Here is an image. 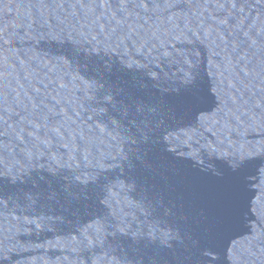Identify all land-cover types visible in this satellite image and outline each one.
Masks as SVG:
<instances>
[{
  "label": "water",
  "instance_id": "1",
  "mask_svg": "<svg viewBox=\"0 0 264 264\" xmlns=\"http://www.w3.org/2000/svg\"><path fill=\"white\" fill-rule=\"evenodd\" d=\"M0 264H264V0H0Z\"/></svg>",
  "mask_w": 264,
  "mask_h": 264
}]
</instances>
